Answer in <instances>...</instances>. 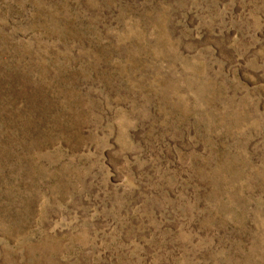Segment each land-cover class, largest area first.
Instances as JSON below:
<instances>
[{
    "label": "rangeland",
    "instance_id": "obj_1",
    "mask_svg": "<svg viewBox=\"0 0 264 264\" xmlns=\"http://www.w3.org/2000/svg\"><path fill=\"white\" fill-rule=\"evenodd\" d=\"M0 264H264V0H0Z\"/></svg>",
    "mask_w": 264,
    "mask_h": 264
}]
</instances>
